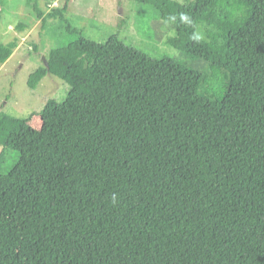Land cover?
Masks as SVG:
<instances>
[{
  "label": "trees",
  "instance_id": "obj_1",
  "mask_svg": "<svg viewBox=\"0 0 264 264\" xmlns=\"http://www.w3.org/2000/svg\"><path fill=\"white\" fill-rule=\"evenodd\" d=\"M136 1L209 72L79 35L92 66L67 62L61 101L0 110V264H264V0ZM16 47L0 43V64ZM48 73L41 60L27 85Z\"/></svg>",
  "mask_w": 264,
  "mask_h": 264
},
{
  "label": "rangeland",
  "instance_id": "obj_2",
  "mask_svg": "<svg viewBox=\"0 0 264 264\" xmlns=\"http://www.w3.org/2000/svg\"><path fill=\"white\" fill-rule=\"evenodd\" d=\"M32 1L29 4L27 0H3L1 6L0 43L6 45L17 39V47L11 56L0 64V110L13 116L25 117L33 111L37 113L50 98L61 101L68 90L62 75L69 60L77 61L83 69L89 68L91 58L73 46L79 35L103 42L109 35L118 34L127 44L151 55L164 53L180 57L181 61L208 71L205 64L191 57L181 58L175 48L166 44V39L175 34L171 23L158 17L151 6L136 0ZM33 5L44 15L53 9H61L64 20L80 33L65 32V22L59 16L46 18L42 24L41 18H36L31 12ZM19 23H24V28H17ZM198 31L205 35L202 25ZM42 57L47 62L49 73L32 89L27 80L41 64ZM31 121L37 127L40 119L35 115ZM10 164L8 162L7 167Z\"/></svg>",
  "mask_w": 264,
  "mask_h": 264
},
{
  "label": "clouds",
  "instance_id": "obj_3",
  "mask_svg": "<svg viewBox=\"0 0 264 264\" xmlns=\"http://www.w3.org/2000/svg\"><path fill=\"white\" fill-rule=\"evenodd\" d=\"M169 20L172 21V22H175L176 17L175 16H171V17H169ZM179 20L185 26L192 27V28L195 29V22L193 21V19L191 18V16L188 13H180L179 14ZM190 38L195 43H200L201 41H203L205 39V37H204L202 32L195 31V30L192 32V35H191Z\"/></svg>",
  "mask_w": 264,
  "mask_h": 264
},
{
  "label": "water",
  "instance_id": "obj_4",
  "mask_svg": "<svg viewBox=\"0 0 264 264\" xmlns=\"http://www.w3.org/2000/svg\"><path fill=\"white\" fill-rule=\"evenodd\" d=\"M42 61H43V63L47 66V62H46V60H45L44 57H42Z\"/></svg>",
  "mask_w": 264,
  "mask_h": 264
},
{
  "label": "crops",
  "instance_id": "obj_5",
  "mask_svg": "<svg viewBox=\"0 0 264 264\" xmlns=\"http://www.w3.org/2000/svg\"><path fill=\"white\" fill-rule=\"evenodd\" d=\"M53 5V4H52Z\"/></svg>",
  "mask_w": 264,
  "mask_h": 264
}]
</instances>
